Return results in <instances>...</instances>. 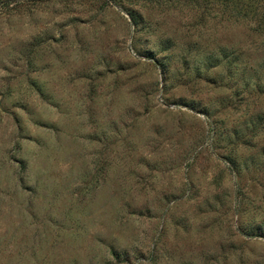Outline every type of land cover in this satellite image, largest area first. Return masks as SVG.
<instances>
[{
  "label": "rangeland",
  "instance_id": "obj_1",
  "mask_svg": "<svg viewBox=\"0 0 264 264\" xmlns=\"http://www.w3.org/2000/svg\"><path fill=\"white\" fill-rule=\"evenodd\" d=\"M209 1L0 0V264H264V0Z\"/></svg>",
  "mask_w": 264,
  "mask_h": 264
},
{
  "label": "trees",
  "instance_id": "obj_2",
  "mask_svg": "<svg viewBox=\"0 0 264 264\" xmlns=\"http://www.w3.org/2000/svg\"><path fill=\"white\" fill-rule=\"evenodd\" d=\"M245 1L248 3L246 4ZM255 0H211L209 1L213 8H222L224 9V13H227L228 17L233 18H247L253 17L251 14V5ZM260 21H264L262 17ZM256 30H262V27L257 22Z\"/></svg>",
  "mask_w": 264,
  "mask_h": 264
}]
</instances>
